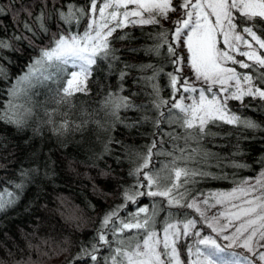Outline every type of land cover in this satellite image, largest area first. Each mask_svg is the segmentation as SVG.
I'll list each match as a JSON object with an SVG mask.
<instances>
[{"label": "trees", "instance_id": "trees-1", "mask_svg": "<svg viewBox=\"0 0 264 264\" xmlns=\"http://www.w3.org/2000/svg\"><path fill=\"white\" fill-rule=\"evenodd\" d=\"M89 2L0 0V8L3 9L0 12V39L12 44L11 49H0V65L6 73V78L0 79V109L8 106L10 97L7 90L27 70L39 50L51 46L53 36L83 34L90 23L88 16L81 18L78 24L61 23L53 4L63 11H67L69 5L87 10ZM179 3L180 0H173L174 6ZM100 6L98 3L97 8ZM22 8L31 11V17ZM41 9L48 17V32L37 27L36 17ZM159 19V24L128 23L118 28L109 38L118 60H97L91 68L86 92H76L69 102H62L56 92L59 82H49L32 90L33 115L27 126L18 129L0 122V195L8 198L9 193H16L18 196L12 206L0 211V264H92L87 258L80 261L75 257L82 246L95 242L105 214L124 203L123 193L134 190L138 181L129 173L141 163L152 140L163 139L165 150H170L172 145L166 134L184 133L179 123L169 125L162 121L158 127L153 123L159 115L154 101L165 100L171 104L182 100L187 105L190 97H197L196 93H173L169 86L168 74L174 72L175 65L167 45L174 42V21L182 19V12L177 8L169 13L167 19ZM25 21L32 26V32L24 28ZM257 34L264 38V33L258 31ZM14 36L28 39L16 40ZM119 36L124 38L117 39ZM219 47L224 46L220 44ZM176 50L181 56L186 55L183 45ZM241 50H246L243 45ZM259 54L264 56V50H259ZM236 58L246 60L238 54ZM149 65L151 67H145ZM227 65L238 73L253 75L254 84L264 89V83L256 79L257 73L252 68L242 69L231 62ZM182 67V75L189 78L190 84L198 89L204 87L203 82L198 83L194 79L186 61ZM75 70L71 66L67 69L68 72ZM121 73H124L123 79L120 78ZM153 85L159 89L158 96L154 94ZM173 94L175 101L171 100ZM122 98H127L133 107L116 109L115 105ZM227 107L231 114L254 120L264 129V100L250 96H245L242 102L229 99ZM159 111L167 116L169 108L162 106ZM171 112L176 114L178 110L171 109ZM65 122L67 128L62 129ZM208 129L215 135L204 137L198 144L190 141L188 147L214 155L208 157L207 164L187 162V166L199 167L212 176L196 177L197 182L189 183L187 187L197 194L198 199L208 198L211 203V194L232 191L242 186L244 181L253 183L264 171V130L246 129L239 124L222 121L216 126L209 123L206 131ZM176 143L185 147L182 139ZM152 151L151 163L145 172L159 169L162 163H169L171 159L156 155V149ZM176 155L181 154L177 152ZM185 163L184 160H176L180 167ZM32 168H39L40 174L31 183H26L22 191L15 189L13 185L20 182L21 169ZM45 171L49 172L48 177L43 175ZM162 175H167V172ZM164 199L138 197L135 204L128 202L119 215L128 220L126 213H132L140 206H148L151 211L153 200ZM158 206L161 211L155 218L157 231L168 219L166 210L177 211L168 210L166 204ZM224 207L211 208L207 216L211 219ZM180 211H186L189 218L198 217L192 209ZM183 218L176 217L177 220ZM197 227L202 229V235L215 236L207 225L198 224ZM134 234L135 230L125 232L124 236L132 237ZM108 239L114 241L116 237L109 233ZM192 242V238L187 240L189 245ZM218 242L227 243L223 240ZM184 244L185 241H181L178 248L181 259L187 264ZM101 255H109L108 249L102 248L98 253Z\"/></svg>", "mask_w": 264, "mask_h": 264}, {"label": "snow or ice", "instance_id": "snow-or-ice-1", "mask_svg": "<svg viewBox=\"0 0 264 264\" xmlns=\"http://www.w3.org/2000/svg\"><path fill=\"white\" fill-rule=\"evenodd\" d=\"M98 3L101 5L99 8ZM129 5L134 7L130 9ZM53 8L59 21L65 25L78 24L84 16L89 17L90 23L83 34L53 36L51 46L39 50L38 56L33 58L27 70L7 90L10 100L6 108L0 109V122L18 129L27 126L33 115L32 90L46 86L49 82H59L56 92L62 102H69V98L76 92H86L91 68L97 64V60H118L109 39L118 28H123L128 23L159 24V18L167 19L169 13L175 12L177 8L182 12V19L174 21V42L167 45L168 54L174 58L172 63L175 65L174 72L168 74L169 86L173 93L197 94L192 103L187 105L182 100L171 104L165 100L154 101V107L159 113L158 118L153 121L154 126L158 127L162 121L169 125L179 123L184 133L166 134L172 145L170 150H165L163 139L152 140L141 163L129 173L138 181L134 190L131 193L125 191L124 203L105 214L94 238L95 242L82 246L75 260L87 258L92 264H185L178 248L181 241H185L187 264H264V171L253 183L244 181L242 186L232 191L211 194V203L208 198L198 199L197 194L187 187L189 183L197 182L196 177L212 176L199 167L187 166V162L207 164L208 157L214 155L188 147L190 141L198 144L204 137L215 135L210 129L206 131L209 123L216 126L217 122L222 121L239 124L246 129L264 130L254 120L241 119L231 114L227 107L229 99L242 102L245 96H250L264 100V89L254 84L253 75L238 73L235 68L225 67L231 62L242 69L252 68L257 73L256 79L264 83V56L259 54V50H264V38L257 34L258 31L264 33V0H180L175 6L173 0H90L87 10L75 5H69L67 11L55 4ZM22 10L31 17V11L27 8ZM2 11L0 8V12ZM131 17L135 19L130 20ZM47 18L44 9H41L36 22L42 32H48ZM23 26L28 32H32V26L27 21ZM13 39L28 38L14 36ZM220 44L224 47H219ZM181 45L186 49L185 56H181L176 50ZM241 45L247 50L242 51ZM4 48L11 49L12 44L0 39V49ZM237 54L246 60H237ZM185 61L194 79L202 81L204 87L196 88L188 82V77L182 75ZM69 66L77 70L68 72ZM123 77L124 73H121L120 78ZM5 78L6 73L0 65V79ZM241 81L246 87L241 86ZM153 90L158 96L159 89L155 85ZM171 100H176L174 94ZM162 106L169 108L167 116L159 111ZM115 107L131 108L133 105L127 98H122ZM171 109H177L178 113L173 114ZM61 128L66 129L67 122ZM181 139L185 147L176 143ZM153 149H156V155L171 159L169 163H162L159 169L145 172L144 169H148L151 163ZM177 152L181 155L177 156ZM177 159L184 160L185 165L178 166ZM164 172L167 175H162ZM39 174V168L21 169L20 182L14 184V188L22 191L25 184L31 183ZM43 175L48 177L49 172L45 171ZM141 188L143 191H140ZM138 197L165 199L153 200L151 211L148 206H140L134 212L126 213L128 220L122 219L120 211L127 207L128 202L135 204ZM17 198L16 193H9L8 198L0 195V211L12 206ZM160 204H166L168 210L177 211L166 210L168 219L163 221V226L157 231L155 218L161 211L158 206ZM217 205L225 206L224 210L213 214L210 219L207 211ZM184 209L194 210L198 217L189 218L186 211H180ZM179 216L184 218L177 220L176 217ZM198 224L207 225L215 236L202 235ZM133 230L135 234L132 237L124 236L125 232ZM109 233L116 237L114 241H109ZM189 238L193 241L190 245L187 244ZM219 240L227 243H220ZM113 244L116 246L113 247ZM102 248H107L109 255L98 256ZM238 249L244 251H237Z\"/></svg>", "mask_w": 264, "mask_h": 264}, {"label": "rangeland", "instance_id": "rangeland-1", "mask_svg": "<svg viewBox=\"0 0 264 264\" xmlns=\"http://www.w3.org/2000/svg\"><path fill=\"white\" fill-rule=\"evenodd\" d=\"M134 6H130L129 8L131 9V8H133ZM109 11H111V10H109ZM90 20V19H89ZM247 50V49H246ZM237 60H239L238 58H236ZM228 65L226 64L225 65V67H227ZM232 66V65H231ZM76 71V70H75ZM197 81V80H196ZM200 82H202V81H198V83H200ZM241 86L242 87H246V85H244V83H243V81H241ZM217 87H219V86H217ZM221 95H225L224 93H221ZM210 98V97H209ZM193 99H195V98H193V97H190V99H189V102H188V104H190V103H192V100ZM216 208H220V205H217V207ZM219 212H221V211H219Z\"/></svg>", "mask_w": 264, "mask_h": 264}]
</instances>
